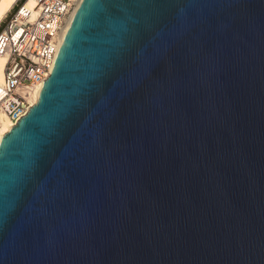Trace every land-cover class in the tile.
Instances as JSON below:
<instances>
[{"label":"water","instance_id":"obj_1","mask_svg":"<svg viewBox=\"0 0 264 264\" xmlns=\"http://www.w3.org/2000/svg\"><path fill=\"white\" fill-rule=\"evenodd\" d=\"M0 264H264V0H83L0 143Z\"/></svg>","mask_w":264,"mask_h":264},{"label":"built area","instance_id":"obj_2","mask_svg":"<svg viewBox=\"0 0 264 264\" xmlns=\"http://www.w3.org/2000/svg\"><path fill=\"white\" fill-rule=\"evenodd\" d=\"M26 1L17 0L15 13L0 31V55L7 57L0 116L13 125L38 99L52 71L62 28L76 7V0H35L33 16Z\"/></svg>","mask_w":264,"mask_h":264},{"label":"bare ground","instance_id":"obj_3","mask_svg":"<svg viewBox=\"0 0 264 264\" xmlns=\"http://www.w3.org/2000/svg\"><path fill=\"white\" fill-rule=\"evenodd\" d=\"M82 1L83 0H76L75 9H74L73 13H71V15L67 18L66 23H65V25L62 28V31H61V34H60V37H59V42L57 44V47H58L57 48L58 49L57 50V54H58V51H59L61 45L64 42L65 36H66L70 26H71V23L73 21L75 13H76V11H77V9L80 6ZM16 2H17V0H0V23L6 17H8L9 13L12 12L14 6L17 7ZM25 3H26V7L27 8L33 9V13L32 14H33V16H35L36 15V12H35V9H34L35 0H27ZM57 54H56V58H57ZM56 58H55V60H56ZM6 60H7L6 55H0V85L4 81V75H5L4 68H5ZM39 94H40V92H39ZM37 95H36V98H37ZM37 100L38 99L35 100L34 104L36 103ZM0 119H1V123H0V143H1L5 133L9 132V130L12 127L13 123H11L10 120L7 117H5L4 115H1Z\"/></svg>","mask_w":264,"mask_h":264},{"label":"rangeland","instance_id":"obj_4","mask_svg":"<svg viewBox=\"0 0 264 264\" xmlns=\"http://www.w3.org/2000/svg\"><path fill=\"white\" fill-rule=\"evenodd\" d=\"M16 9H14L12 12L9 13V16L6 17L2 22V27L5 25V23L9 20V18L15 13ZM6 20V21H5Z\"/></svg>","mask_w":264,"mask_h":264},{"label":"trees","instance_id":"obj_5","mask_svg":"<svg viewBox=\"0 0 264 264\" xmlns=\"http://www.w3.org/2000/svg\"><path fill=\"white\" fill-rule=\"evenodd\" d=\"M16 8H17V7L14 6V7H13V10L16 9ZM13 10H12V11H13ZM8 16H9V15H8ZM2 24H3V22L0 23V31H1V29L3 28V27H2Z\"/></svg>","mask_w":264,"mask_h":264}]
</instances>
